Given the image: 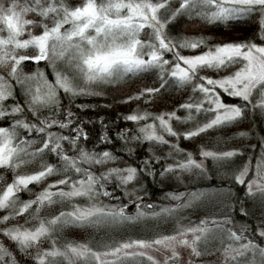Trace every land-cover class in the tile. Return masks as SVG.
<instances>
[{
    "label": "snow or ice",
    "instance_id": "snow-or-ice-1",
    "mask_svg": "<svg viewBox=\"0 0 264 264\" xmlns=\"http://www.w3.org/2000/svg\"><path fill=\"white\" fill-rule=\"evenodd\" d=\"M27 13H34L41 19H27ZM178 15L208 21H227L229 18L234 22L254 20L259 25L255 36L264 41V0H176L175 3L172 0H86L79 6H69L65 0H24L23 3L21 0H8L7 3L0 0V30L7 33L0 35V117H11L8 124L0 123V167L14 172L11 182L0 185V209H6L0 221L8 222L17 212L25 213L32 205L36 208L28 214V221L34 218L38 221L31 227L5 226L0 228V232L17 242L20 250L32 255L37 264H77V261L81 264H92L93 261L104 264L101 256L107 255L113 257L115 264H127L124 258L145 256L146 253L125 249L175 240L174 236H160L157 240L109 238L95 245L103 251L94 250L88 243L81 242H67L60 247L53 242L51 247L41 248L42 241L50 239V234L56 233L65 224L118 225L146 215L143 208L159 207V212L148 213L152 216L169 213L171 209L167 206L142 204V181L145 176L156 179L157 176L170 175L182 183L183 171L196 169V176L208 175L203 160L193 159L191 152L184 158H178L177 154L182 151L179 145L165 139V134L181 135L174 131L170 118L195 121L190 130L182 133L188 138L244 119L249 112L264 116V43L245 38L206 46L207 50L197 54H182L178 49H195L204 45L205 39L170 35L167 25ZM30 26H39L41 30L33 33ZM142 30L146 39L140 38ZM24 33H27L26 38H21ZM29 46L33 48L30 56L18 51ZM26 59L34 62L47 60L53 65L55 80H47L39 68L34 73H24L21 62ZM58 67L62 70H57ZM230 68L232 70L228 71ZM206 70L227 74L209 75ZM146 73H152L157 78V87H144L140 92L125 96V100L140 97L152 100V94H158L161 88L190 85L192 93H198L196 102L178 105L189 110V114L181 118L176 111L160 113L149 122L140 124L141 118L147 119L152 114L137 110L124 116V119L137 122L138 128H123L112 135H109L104 117H93V121L100 122V131L94 138L92 149H87L81 140L89 139L90 133L84 127L88 117L81 118L72 111L75 96L92 94L91 82L114 83L129 74ZM34 80H39L46 90L41 93L37 87L33 94ZM12 81L21 86L27 98V108L34 119L24 118L19 102L3 103L7 97L15 100ZM58 88H63L68 96V105L63 106V118ZM221 90L230 97H239L241 102H225L221 98ZM76 107L84 109L94 105L79 104ZM40 108L48 109L47 114L39 111ZM193 109L208 115L203 121L196 120L191 111ZM52 126L69 130L70 134L53 131ZM33 132L36 135L30 136ZM113 136L123 141L122 149L128 160L118 157L108 148L95 150L96 144L111 142ZM142 141L150 142L149 154L135 161L131 144L139 147ZM151 142L168 144L169 148L164 155H157L151 151ZM35 144L39 146L32 147ZM255 147L252 146L253 149ZM259 149L255 159L246 153L244 146L220 151L201 149L200 155L211 157L214 161H223L237 154L245 156L244 162L231 171L230 180L244 184L246 195L258 199L264 208V138L260 140ZM49 154L55 158L54 162L46 159ZM117 161L123 166H109ZM28 162L36 163L37 168L27 174L15 173L20 165ZM158 163L159 169L154 166ZM84 164L100 165L102 171L96 173ZM54 173L58 174V178L46 181V177ZM45 181L46 186L33 199L19 200L17 194L27 189L30 182L39 184ZM129 182H133L131 187ZM120 190L125 197H132L128 203L135 202V213L127 211L128 204H109L100 199L103 196L119 200L120 197L114 193ZM224 191V186L186 189L182 192L170 191L166 197L177 201L172 208H179L206 197L210 192ZM81 196L87 197L89 203L72 204V198ZM54 200H66L71 207L58 211L48 219L39 218L40 206L45 202L51 204ZM230 208L231 205L221 202L215 208L216 214L202 219L200 227H185L177 235L209 232L207 225L210 223L213 235L220 238L222 245L224 240L232 241L221 248L223 264H264V242L255 238L257 235L264 238V219L249 238L245 236V228L234 230L224 227L232 223L231 217L224 214ZM240 211L243 213L245 210L241 207ZM200 239L201 236L194 235L191 241L182 239L180 243H191L193 251L200 255L196 247V241ZM30 248L36 251L28 253ZM148 260L151 261L152 257L149 256ZM0 264H18L13 252L3 244H0Z\"/></svg>",
    "mask_w": 264,
    "mask_h": 264
},
{
    "label": "trees",
    "instance_id": "trees-1",
    "mask_svg": "<svg viewBox=\"0 0 264 264\" xmlns=\"http://www.w3.org/2000/svg\"><path fill=\"white\" fill-rule=\"evenodd\" d=\"M5 3L8 0H4ZM23 3L24 0H21ZM30 2V0H29ZM69 6H79L86 0H65ZM176 0H172L175 3ZM27 19H41L34 13H27ZM33 33H37L41 30L39 26H30ZM167 28L170 30V35L175 37L197 38L203 37L205 39L204 45H199L195 49H178L182 54H197L204 50H207L206 46L215 45L225 41H240L245 38L255 39L257 43H264L257 33L259 25L254 20L240 19L239 22H234L231 18L227 21H208L200 17H189L185 15H178L173 21H171ZM6 30H0V35H6ZM27 33L22 34L21 38H26ZM141 36H146L144 30ZM22 54L32 55L33 48L18 50ZM170 55V54H168ZM171 63V61H170ZM22 71L24 73H34L37 68L43 71L44 76L49 81L55 80V74L53 71V65L47 60H41L34 62L30 59H26L21 62ZM60 62L57 61V65ZM57 70H62L58 67ZM230 68L228 71H231ZM206 74L209 75H224L227 74L224 71L214 73L213 70H206ZM32 82V92H36V84ZM93 88V93L88 95H76L74 103L71 108L81 118L87 116L88 120L85 121L84 127L89 131V139L87 141L81 140L83 145L91 150L95 143L94 138L100 131V122L93 121V117H104V123L107 125L109 135L114 132H119L123 128L129 130L137 129V122L125 120L124 116L130 115L137 110L148 111L152 114L149 118H141L140 124L147 123L153 119L154 116L160 113H167L170 111H176L178 117H185L189 114V110L178 107L183 103H195L198 93L193 94L191 86L186 87H167L161 88L158 94H152V100H145L143 97L134 98L132 100H125V96L133 95L136 92H140L144 87H157V78L152 73L146 74H129L124 79L116 81L114 83H96L89 84ZM13 97H7L3 103L11 104L13 102H19L25 113L24 118L34 119L31 111L27 108L26 97L21 89V86L15 81H12ZM58 95L60 96L61 118L63 106L68 105V96L65 94L62 88H58ZM191 96V99L189 97ZM221 98L227 103H240L239 97H230L221 90ZM88 104L94 105V107L80 109L76 105ZM39 111L47 114L48 109L40 108ZM196 120L203 121L207 113L196 112L195 109L191 110ZM19 116V114H15ZM167 117V116H165ZM11 117L6 115L0 117V123L8 124ZM195 124L194 120H184L171 118V126L174 131L181 133L179 136H172L166 134V140L172 141L174 144H178L182 150L178 155V158H184L187 153H192V158L200 161L204 159L205 167L208 169V175L204 177L196 176V169L191 172L183 171L181 173L183 182L181 183L175 177L166 175L164 177L157 176L153 179L151 176H145L142 181L144 186V194L141 196V202L149 205L167 206L171 209L169 213H163L158 216H152L148 213L152 211L159 212V207L155 208H143L146 215L142 216L136 221H128L118 225H94V224H65L63 227L54 234H50V239H44L41 243V248H49L53 245V242L57 246H63L67 242H81L88 243L94 250L103 251L102 248H96L95 245L101 241H107L109 238L118 239H150L155 240L160 236L172 235L179 230L181 220L187 218L194 222L200 223L202 219L210 217V214H216L215 208L219 206L221 202L231 205L230 211L225 212L231 217L232 223L224 225L225 228H229L231 225L245 228V235L249 238L251 233L255 231L256 226L260 224L261 219H264V208H262L258 199H254L250 195H246L245 185L235 183L230 180V173L239 164H242L245 160V156L237 154L231 158H227L223 161H214L211 157L204 158L200 155L201 149H211L215 151L227 150L233 147L244 146L246 153L255 157L259 155L260 140L264 138V116L260 114H253L249 112L246 118L237 119L228 124H222L214 127L213 129L205 130L198 133L193 137L185 138L182 133L186 130H190ZM53 131H63L65 135L70 134L69 130H61L58 126H52ZM241 133H247V135H241ZM33 132L30 136H35ZM123 141L116 136L112 137L111 142H104L96 144L95 150L100 151L105 148L113 150L115 155L128 160L129 157L122 149ZM256 147L253 149L252 146ZM38 144L32 145V147H38ZM67 148V145H65ZM133 147V159L139 161L141 156H147L149 154V141H142L139 143V147L135 143H132ZM169 148L168 144H162L160 142H151V151L157 155H164ZM69 154H73L69 152ZM46 159L49 162H54L55 158L52 154H49ZM169 162H172L169 160ZM254 162V160H253ZM160 163H163L161 161ZM84 167H91V169L99 173L102 171L100 165H88L84 164ZM109 166H123L120 161H117ZM159 169L160 165H154ZM37 168V164L34 162H28L20 165L16 170V174H27L28 172ZM251 175V173H250ZM14 178L13 170L0 167V185L5 182H11ZM58 178V174L54 173L46 177V181ZM247 179V177H246ZM46 181L39 184L30 182L27 189H22L17 195L20 201L33 199L35 195L40 192L43 187L46 186ZM133 182H129L131 187ZM225 187L224 192L208 193L206 197H202L200 200L179 208H172L171 206L176 204L177 201L171 197H166V193L182 192L186 189H212ZM61 187V186H55ZM117 199H105L100 197L105 203L109 204H128L127 211L135 213L136 204L128 203L131 196L125 197L122 195V190L114 193ZM87 197H75L72 198V204L86 205L88 204ZM71 205L68 201L54 200L53 203L48 204L45 202L40 206L38 213L39 218L48 219L51 215L56 214L60 210H69ZM241 207L244 208V212L240 211ZM36 208V205H32L30 209L25 213H18L15 216L10 217L8 222L0 221V228L5 226H25L31 227L38 221L36 218L28 221V214ZM6 214V209H0V216ZM36 214H34L35 217ZM27 221V223H26ZM209 232L203 233L202 238L197 246L200 255L199 260L210 261L213 260L216 264H223V254L221 251L222 246L232 243V241L224 240L223 245L218 236L213 235L212 226L208 225ZM246 226V227H245ZM258 241L264 242V238L255 237ZM0 244H3L6 248L13 252L15 260L18 264H37L32 255L26 254L20 250L19 244L12 241L5 234L0 232ZM35 248L28 249V253H34ZM127 264H154L153 260L149 261L147 256H135L124 258ZM77 264H81L77 261ZM92 264H98L93 261ZM104 264H115L114 260L105 261Z\"/></svg>",
    "mask_w": 264,
    "mask_h": 264
},
{
    "label": "rangeland",
    "instance_id": "rangeland-1",
    "mask_svg": "<svg viewBox=\"0 0 264 264\" xmlns=\"http://www.w3.org/2000/svg\"><path fill=\"white\" fill-rule=\"evenodd\" d=\"M142 31H141V34H142ZM141 34H140L141 39L147 38L146 36L145 37L141 36ZM29 48L31 49L32 47L29 46ZM34 81H35L34 83L36 84V89L37 87H39L41 93L46 90L44 86L39 82V80H34ZM83 83L84 82L81 80V86H83ZM165 118L169 119L168 117H165ZM156 123L158 125V121H156ZM169 123L171 124V118L169 119ZM157 131H160L159 127H157ZM165 139H166V134H165ZM202 160L204 161V159ZM204 164H205V161H204ZM185 227H200V223L194 222L187 218H183L181 220L178 232H182L183 228ZM230 228H233L234 230L241 229V227L235 226V225H231ZM178 232L172 235H165V236H174L175 240L173 241H161L160 243H153L152 245L147 246V247L137 246L136 248H133V249H125V251L144 252L146 253L145 256L152 257L154 264H173V262L174 264H216V262L213 260H210V261L199 260L198 259L199 255H196V252L193 251L191 243L189 244L180 243L182 239H187L188 241H191L194 235H199L202 238L203 233L185 232L181 236V235H177ZM199 241L200 240L196 241V247L199 246L198 245ZM197 251H198V248H197ZM173 252L176 253L175 256H173ZM101 259L105 262V261L113 260V257L111 255H107V256H101Z\"/></svg>",
    "mask_w": 264,
    "mask_h": 264
}]
</instances>
